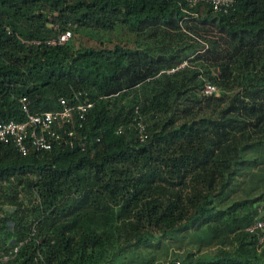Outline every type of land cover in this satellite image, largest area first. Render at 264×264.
<instances>
[{
	"label": "trees",
	"instance_id": "1",
	"mask_svg": "<svg viewBox=\"0 0 264 264\" xmlns=\"http://www.w3.org/2000/svg\"><path fill=\"white\" fill-rule=\"evenodd\" d=\"M184 18L213 24L218 39L196 68L159 72L181 53L138 38ZM117 25L132 39L72 44ZM67 28L66 42H46ZM78 91L93 106L72 123L73 145L63 130L26 154L0 141V255L17 246L10 264H150L142 248L187 232L199 252L176 254L181 264H264V239L244 229L264 218V0H236L229 14L188 0H0V121L24 118L22 97L53 110Z\"/></svg>",
	"mask_w": 264,
	"mask_h": 264
},
{
	"label": "built area",
	"instance_id": "2",
	"mask_svg": "<svg viewBox=\"0 0 264 264\" xmlns=\"http://www.w3.org/2000/svg\"><path fill=\"white\" fill-rule=\"evenodd\" d=\"M236 0H188L189 5L200 4V6L209 5L212 11L229 14L235 9ZM71 37V30L64 29L55 36L46 39L49 44H60L66 42ZM38 42V40H33ZM179 66H173L166 72L174 71ZM217 87L205 82L201 91L203 93H213ZM59 106L53 110L31 111L29 101L26 97L21 98V108L24 112L23 119H8L0 121V141L10 143L21 154H26L31 149L44 150L52 147L53 143L59 141L65 134V141L69 145L75 143L74 129L72 123L74 120L82 121L85 119L87 111L93 106V101L81 91L73 92L71 98L60 96L58 98ZM139 131L143 132L144 123L139 118ZM79 144L82 146L83 142ZM257 211L260 213L262 209L258 206ZM248 232H260L259 242L264 239V218L257 217L253 222L244 227ZM17 251V246L9 249L0 255V264H10L9 259ZM181 264L180 260L175 259L172 263ZM218 264V263H211ZM235 264V263H226Z\"/></svg>",
	"mask_w": 264,
	"mask_h": 264
},
{
	"label": "rangeland",
	"instance_id": "3",
	"mask_svg": "<svg viewBox=\"0 0 264 264\" xmlns=\"http://www.w3.org/2000/svg\"><path fill=\"white\" fill-rule=\"evenodd\" d=\"M122 26L124 27V25H117L116 30L109 32L106 31L105 33L99 29L95 32H90V29H86L84 31L78 32L76 35H72L71 41L76 47L80 44L97 43V39L101 37L103 43L108 44V46H111L120 40H131L133 36L130 34V32L126 31L125 27L123 29ZM218 36L219 32L213 24H202L198 20L184 18L177 20V26L175 28L161 24L160 29L156 31L155 35H147L145 31L144 33H141L138 39L141 40L139 44L140 46L142 44L147 45L151 43L152 46L156 47L160 51L177 49L181 53L182 58L175 66L178 65L179 68L184 66L196 68L192 58L196 56V54H201L204 52V49H206L209 45L208 38L218 39ZM166 70L161 69L159 72ZM195 89L196 88H193L192 91H195ZM218 94L219 93L216 91L215 95ZM139 97H144V95H140ZM187 103L190 104V101ZM209 111L210 109L205 107L201 108L199 113H207ZM17 189L20 190V193L23 195L20 184L17 186ZM191 240L192 239L187 232H182L181 234L178 232H173L171 235L160 236L157 239L154 238L151 241V245L142 248V250L148 251L143 255L147 256V258L153 257L150 264H168V262H170L173 258L180 259V257L176 256V254L182 256V254H184L187 249L194 250L195 254L199 252L195 249L196 247ZM260 249L261 245H258L257 251H260ZM202 250L203 248L200 251ZM126 258L129 260L130 257ZM134 261H136L133 262L134 264H138L137 260Z\"/></svg>",
	"mask_w": 264,
	"mask_h": 264
}]
</instances>
